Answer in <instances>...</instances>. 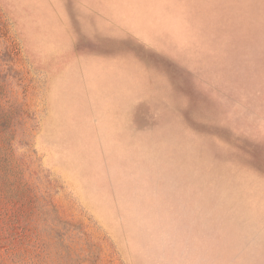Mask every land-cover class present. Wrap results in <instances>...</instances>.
Returning a JSON list of instances; mask_svg holds the SVG:
<instances>
[{"label": "rangeland", "instance_id": "1", "mask_svg": "<svg viewBox=\"0 0 264 264\" xmlns=\"http://www.w3.org/2000/svg\"><path fill=\"white\" fill-rule=\"evenodd\" d=\"M85 2L0 0V264H264V0L227 27Z\"/></svg>", "mask_w": 264, "mask_h": 264}, {"label": "crops", "instance_id": "2", "mask_svg": "<svg viewBox=\"0 0 264 264\" xmlns=\"http://www.w3.org/2000/svg\"><path fill=\"white\" fill-rule=\"evenodd\" d=\"M125 1L126 6L123 10L127 15V26L227 27L247 26L249 20L246 12V0ZM110 2L115 4L119 0H110ZM83 5V9L89 10L94 15L95 20L103 18L104 5H102V0H86ZM117 6L109 9L111 19L115 16L114 13L119 10V4ZM133 11L136 13L135 17L132 15ZM210 21L213 23L208 24ZM111 24L117 25L114 22ZM94 25H97V23H94ZM250 25H262V23Z\"/></svg>", "mask_w": 264, "mask_h": 264}, {"label": "trees", "instance_id": "3", "mask_svg": "<svg viewBox=\"0 0 264 264\" xmlns=\"http://www.w3.org/2000/svg\"><path fill=\"white\" fill-rule=\"evenodd\" d=\"M10 229H13V230H14V229H19L20 232H27V231L32 232V230H29V229H26V228H22V227H21V228H18V227H15V226L12 227V228H10ZM10 229H9V230H10ZM11 231H12V230H11ZM15 234H16V231H15ZM13 235H14V234H13ZM21 245H24V244H21ZM31 245H33V244H31Z\"/></svg>", "mask_w": 264, "mask_h": 264}]
</instances>
